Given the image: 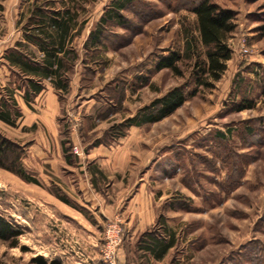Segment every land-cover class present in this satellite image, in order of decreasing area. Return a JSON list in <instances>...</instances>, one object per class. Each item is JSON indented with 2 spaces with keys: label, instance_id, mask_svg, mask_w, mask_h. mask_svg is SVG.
<instances>
[{
  "label": "rangeland",
  "instance_id": "rangeland-1",
  "mask_svg": "<svg viewBox=\"0 0 264 264\" xmlns=\"http://www.w3.org/2000/svg\"><path fill=\"white\" fill-rule=\"evenodd\" d=\"M52 1L51 7L69 6L79 15L84 30L76 44L81 51L68 71L73 81L70 90L57 97L62 141L58 146L51 140L48 152L54 162L42 160L24 142L35 129L23 132L0 122V133L25 147L24 165L39 180L28 181L0 166V215L23 230L19 246L0 240V264H34L31 258L39 254L64 264L66 255L80 246L108 264L102 250L113 223L122 229L119 251L129 264H264V0H212L231 10L236 24L228 38L232 57L212 87L198 86L195 77L197 61L206 58L197 17L191 11L198 0H131L123 10L125 24L115 19L104 23L99 46H89V36L113 0ZM34 3L45 4L44 0ZM34 3L26 0L23 10L28 12ZM87 29L90 34L85 39ZM173 51L180 53L181 73L171 68L156 71L158 60ZM33 80L26 78V83ZM175 87L183 88L186 95L175 112L129 132L122 128V134L135 143L131 147L135 158L127 173L112 174L102 182L110 180L113 186L104 188L101 204L94 200L99 207L71 193L66 177H72L71 170L90 144L114 140L118 136L110 131L113 125ZM7 93L4 98L15 109L17 99ZM251 102L252 108L239 109ZM63 140H68V153ZM59 151L66 162L58 157ZM163 152L169 153L146 176L144 165L152 163V167ZM162 164L165 171L159 175ZM141 175L161 210V220L146 231L176 232V245L163 260L145 252L141 241L145 231L132 234L126 225L128 213L120 207L127 199L123 187L128 183L131 190ZM119 192H124L123 197L115 201ZM64 203L76 206L86 225L65 215L63 210L78 213L64 208Z\"/></svg>",
  "mask_w": 264,
  "mask_h": 264
},
{
  "label": "trees",
  "instance_id": "trees-1",
  "mask_svg": "<svg viewBox=\"0 0 264 264\" xmlns=\"http://www.w3.org/2000/svg\"><path fill=\"white\" fill-rule=\"evenodd\" d=\"M131 0H113L112 7L108 8L107 15L102 16L99 26L93 30L89 36V46L102 45L105 25L110 19H115L119 24H125L126 18L123 10L127 2ZM45 4L36 5L33 15L27 20V26L35 25V30L26 32L27 37L40 44L44 52L40 60H35L29 53L22 50H11L7 57L12 65L19 67L25 75H35L39 80L29 83L35 92L40 91L44 86L41 79H51L56 89L62 92L70 90V78L68 71L70 66L78 58V53L73 48H66V41L69 37L72 25L76 24V15L71 13V8L66 11L50 9L53 1L44 0ZM49 7V8H46ZM191 11L197 17V28L199 40L206 48V58L197 61L196 83L198 86L212 87L219 81L227 69L228 60L232 57V48L228 42L229 34L235 30L234 14L231 10L221 7L212 0H198L193 3ZM194 46L193 42L191 43ZM180 53L173 51L168 56L161 57L155 65V70L171 68L175 72L181 73L178 68ZM121 85H118V87ZM117 87V88H118ZM122 88V87H121ZM121 96L124 89H120ZM11 92L9 97H11ZM28 98V93L25 95ZM186 100L184 89L175 87L162 97L154 99L146 105L136 115L127 118L124 122L113 125L110 129L114 135H123L122 128L130 125H140L143 122H156L175 112ZM254 104L242 105L240 110L252 108ZM3 108V109H2ZM15 109L3 100L1 102L0 118L9 124H14L13 113ZM16 113V112H15ZM111 132V133H112ZM68 140H63V150L69 152L66 146ZM26 149L23 145L11 141L0 133V166L5 167L24 179L38 183L39 180L33 176L24 165ZM63 200L67 201L66 198ZM161 219L159 218V221ZM165 228H167L165 226ZM165 234H154L151 230L142 234V248L151 253L156 259H163L168 251L176 245V232L168 229ZM23 233L20 226L14 225L11 221L0 215V240L8 241L9 245L19 246V237ZM23 251L28 250L26 246H21ZM34 264H62L61 260H48L43 255H36L31 258Z\"/></svg>",
  "mask_w": 264,
  "mask_h": 264
},
{
  "label": "crops",
  "instance_id": "crops-1",
  "mask_svg": "<svg viewBox=\"0 0 264 264\" xmlns=\"http://www.w3.org/2000/svg\"><path fill=\"white\" fill-rule=\"evenodd\" d=\"M25 1L26 0H0V112L1 102L5 100V91H8V95L11 92V98L14 99L15 97L18 102V105L14 106L15 111L13 113V120L15 123L9 124L2 118H0V122L16 127L19 131L23 132L26 130L35 129L33 136L24 142L26 144H30V151L33 150L35 154L40 155L39 157L42 160L46 162H54L55 159L52 158V155H49L48 150L50 149L52 139L54 144H57L58 146L61 145L62 141L60 136L61 125H59L56 119L59 109V99L57 100V97L60 94L59 92L62 91L56 89L51 79L47 78L41 79L40 83H42L44 87L40 91H33L30 85L26 83V78L33 77L34 80H39V78H37L35 75H25L20 71L19 67L12 65L7 57V54L14 49L22 50L26 53L30 52L29 55H31L35 60H40L44 55L40 44L31 40L26 35V32H30L31 30L36 32L38 31L33 29L35 28V25L27 26L26 22L33 15L35 6L40 4H35L34 0H28L29 3L32 2L34 4L29 6L28 12H25L22 8ZM52 8L55 10L66 11L69 6L64 9L50 7L49 10ZM71 13L76 15V24L72 25L70 29L69 37L66 41L65 47L76 50L79 57L81 47L76 44V41L78 37L81 36L84 26H82L81 22H78L77 18L79 15L73 10V8H71ZM87 30L88 31L85 39H87L88 34H90V30ZM70 82L71 84L73 83L72 79ZM27 93L28 96L34 97L33 101L27 100V97L25 96ZM32 105L36 110H32ZM42 105H44V110L41 108ZM134 128H137V126L130 125L128 127V132ZM128 137L129 135H120L109 142L102 141L96 144L91 143L86 156L83 157L84 160L79 158L78 164L75 165L74 169L71 170L73 173V175H71L72 177H66L68 180V186L71 187V193H77L80 196L79 198L81 201L87 198L88 201L92 202L90 205L91 207L98 208L99 205H97L94 200H98V202L101 204V195L103 194L106 197L104 194V188L112 185L110 180L107 181L105 185L102 184V182L106 181V177H109L112 174L118 176L120 174L122 175V173H127L131 167V161L134 157L131 152V147L134 146L135 143L132 142V139L128 140ZM73 140L77 142V140L80 141V138L77 140L73 138ZM24 142L22 143L25 144ZM167 153H161L152 167V163L150 166H148V164L144 165V167L147 166L144 174L147 176V173H150L149 171L154 170V166L157 165L159 161H164ZM171 154H168V159H171ZM177 156L179 157V155ZM58 157L65 162L67 161V157L61 151H59ZM75 159L77 158L75 157ZM154 159L155 158L153 157L152 160ZM160 168L161 169L158 170L156 169L158 174L159 172L164 173L165 169L163 164L160 166ZM39 173L43 176V173H41L40 169ZM143 176L144 175L139 176L134 181L131 190H129V187L127 188V186H129L128 183L125 185V187H123V191H127L126 193L128 195L125 194L127 199L123 205L120 204V207L123 211V214L128 213L126 225L129 227V230L132 231V234L146 231L151 225L157 223L161 213V210L157 204L158 201H156L155 197L153 196L154 194H152L151 190L148 192V180ZM124 192H119L117 198H115V201L118 199L120 201V198L123 197ZM108 193H110V191H106V194ZM59 207L62 209L74 208L78 214H72L66 210L63 211L65 212V215L76 218L79 222L85 224L82 220L84 219V215L79 209H77L76 206L73 207L72 205L64 203V208L63 206ZM116 208L118 209V207ZM74 248L69 254L66 255L64 264H104L102 261H100L101 258H97L98 256L93 254V251H91V253L82 246L77 249ZM149 254L155 258L151 253ZM62 258L64 257L62 256ZM129 263L130 262H128L123 251L120 250L118 264Z\"/></svg>",
  "mask_w": 264,
  "mask_h": 264
},
{
  "label": "built area",
  "instance_id": "built-area-1",
  "mask_svg": "<svg viewBox=\"0 0 264 264\" xmlns=\"http://www.w3.org/2000/svg\"><path fill=\"white\" fill-rule=\"evenodd\" d=\"M245 52H249L248 48H246ZM75 151L79 153L77 146H75ZM122 240L121 227L116 223L110 224L106 230V243L102 250L105 263L117 264L118 251L122 245Z\"/></svg>",
  "mask_w": 264,
  "mask_h": 264
}]
</instances>
